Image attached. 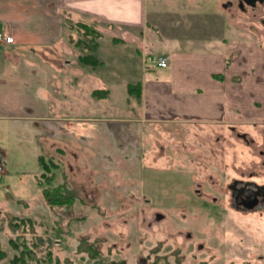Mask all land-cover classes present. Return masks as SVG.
<instances>
[{"label":"rangeland","instance_id":"rangeland-1","mask_svg":"<svg viewBox=\"0 0 264 264\" xmlns=\"http://www.w3.org/2000/svg\"><path fill=\"white\" fill-rule=\"evenodd\" d=\"M154 3L162 11L206 8L209 38L264 50V1ZM79 33L89 44L97 36ZM169 44L164 38L148 51L156 55ZM128 58V78H138L140 63ZM129 98L126 110L95 112L111 117L100 147L88 135L70 140L72 149L67 137L56 143L51 127L45 144L39 124L30 130L0 120V264L17 253L9 238L24 240L43 264H264V209L237 210L227 188L232 178L264 184V119L141 120L140 105ZM93 121L87 124L96 129ZM39 156L58 163L50 172L72 195L70 204L47 203L37 185Z\"/></svg>","mask_w":264,"mask_h":264},{"label":"crops","instance_id":"crops-1","mask_svg":"<svg viewBox=\"0 0 264 264\" xmlns=\"http://www.w3.org/2000/svg\"><path fill=\"white\" fill-rule=\"evenodd\" d=\"M153 4L0 0V30L13 37V43H0V120L30 130L39 124L45 144L51 127L56 143L95 136L99 145L111 117L95 112L126 106L129 97L140 105L141 120L218 122L241 113L264 119V50L255 43L209 38L206 8L162 11ZM91 30L98 34H92V44L80 39L79 32L91 39ZM103 38L108 44L102 45ZM164 38L170 40L168 50L148 51ZM84 55L99 63L81 61ZM128 56L136 66L140 63L138 78H128ZM148 56H164L167 65L145 63ZM128 83H138L132 93ZM94 90L103 92L95 96ZM93 120L100 122L96 129L87 124Z\"/></svg>","mask_w":264,"mask_h":264},{"label":"trees","instance_id":"trees-1","mask_svg":"<svg viewBox=\"0 0 264 264\" xmlns=\"http://www.w3.org/2000/svg\"><path fill=\"white\" fill-rule=\"evenodd\" d=\"M85 29H88V27L84 24H81ZM90 32L96 33L95 35H98L97 32L91 30ZM81 61L91 63L93 65L98 64L99 61L96 57H93L92 55H84L80 57ZM138 84V83H137ZM137 84L128 83V92L132 93L133 90L137 87ZM99 92H103V90H94L92 92L93 95L98 96ZM39 162L42 167V172L37 177V185L38 188L42 191V194L44 198L46 199L47 203L52 205H68L72 202V195H66L68 190L64 186V184L55 183L56 175L54 172H50V170L53 168H57L58 163L54 162L53 159L49 158L48 160H45L43 156H39ZM50 173L47 175V173ZM41 180L43 182H41ZM15 220H19L18 222L24 224L27 222V219L31 221L29 218H12ZM28 221V222H29ZM18 222L11 223L12 228H16ZM31 223V222H29ZM9 244L17 250V253L12 256V258L8 262H3L2 264H43L40 262V259L35 257V251L29 246L24 240L19 242L17 239L9 238L8 240ZM5 257V253L2 249H0V260Z\"/></svg>","mask_w":264,"mask_h":264},{"label":"flooded vegetation","instance_id":"flooded-vegetation-1","mask_svg":"<svg viewBox=\"0 0 264 264\" xmlns=\"http://www.w3.org/2000/svg\"><path fill=\"white\" fill-rule=\"evenodd\" d=\"M244 1L238 0V5L243 7ZM253 7V6H252ZM230 202L237 210L264 209V184L253 180L232 178L227 184Z\"/></svg>","mask_w":264,"mask_h":264},{"label":"built area","instance_id":"built-area-1","mask_svg":"<svg viewBox=\"0 0 264 264\" xmlns=\"http://www.w3.org/2000/svg\"><path fill=\"white\" fill-rule=\"evenodd\" d=\"M0 43H13V37L3 30H0ZM146 62L159 67H165L167 65V59L164 56H148L145 59Z\"/></svg>","mask_w":264,"mask_h":264},{"label":"water","instance_id":"water-1","mask_svg":"<svg viewBox=\"0 0 264 264\" xmlns=\"http://www.w3.org/2000/svg\"><path fill=\"white\" fill-rule=\"evenodd\" d=\"M244 3L250 5V6H255L256 3H262L264 0H243Z\"/></svg>","mask_w":264,"mask_h":264}]
</instances>
